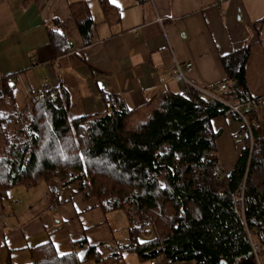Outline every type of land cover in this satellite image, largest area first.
<instances>
[{"label":"crops","instance_id":"obj_1","mask_svg":"<svg viewBox=\"0 0 264 264\" xmlns=\"http://www.w3.org/2000/svg\"><path fill=\"white\" fill-rule=\"evenodd\" d=\"M218 1L0 0V92L8 77L20 104L44 86L62 87L71 120L94 117L112 103L135 109L161 93L187 97L186 86L170 74L178 62L191 64L190 81L219 95L226 83L225 96L237 99L223 58L249 47L248 95H264V0ZM105 3L113 9L109 17ZM78 4L88 6L94 21L89 43L72 8ZM50 32L66 37V54L57 56ZM254 118L264 122V106ZM212 127L221 133L214 154L227 177L246 145L242 123L228 115L213 119ZM48 243L60 256L74 253L79 264H151L125 250L126 214L105 213L93 194L85 197L72 186L52 197L45 183L11 189L0 200V264H29L32 249Z\"/></svg>","mask_w":264,"mask_h":264},{"label":"trees","instance_id":"obj_2","mask_svg":"<svg viewBox=\"0 0 264 264\" xmlns=\"http://www.w3.org/2000/svg\"><path fill=\"white\" fill-rule=\"evenodd\" d=\"M72 8L89 43L90 10L86 4ZM103 10L112 15L108 4ZM50 39L57 56L69 51L62 33L50 32ZM249 56L244 47L223 58L226 82L241 99L250 98ZM2 86L0 200L20 186L45 183L52 197L76 186L85 197H97L105 213L126 214L130 244L125 250L143 262L161 257L167 264H255L248 231L264 250V122L252 153L244 136L232 173L217 178L209 157L221 133L212 120L236 117L219 101L195 103L193 97L161 93L135 109L112 103L104 114L71 120L62 87L53 96L44 86L31 105L18 102L11 77ZM141 229L152 230L154 238L141 240ZM31 254L29 264H79L74 253L60 256L50 243Z\"/></svg>","mask_w":264,"mask_h":264},{"label":"built area","instance_id":"obj_3","mask_svg":"<svg viewBox=\"0 0 264 264\" xmlns=\"http://www.w3.org/2000/svg\"><path fill=\"white\" fill-rule=\"evenodd\" d=\"M224 0H219L218 5L221 4ZM157 23L163 26L164 19L158 17ZM191 64L182 65L178 62H175L170 70V74L172 77L178 81L183 83L187 88V97H193L195 103H199L201 101H219L225 106H227L233 115L237 117L242 123L243 127V133L244 136L248 139L250 154L252 153L253 146H254V140L256 134H259L263 128V124L259 121H256L254 118V113L257 109H259L261 106H264V95L261 96H254L250 97L248 99H230L229 97L225 96V94L228 92L230 93L229 86L224 83L218 86L217 91L221 94H217L216 91L212 89H206L201 86H198L194 82L190 81V79L187 77V72L190 71ZM51 94L54 96L55 92L52 90H49ZM42 89H39L37 92H35L29 99V103L31 105H35L41 97ZM231 94L238 95V89L233 88L231 90ZM205 158V156L203 157ZM210 161H213L214 166L212 168L213 174L217 178L226 177L222 165L219 163L217 155H212L209 157ZM240 201H243V198H239ZM51 206V208H53ZM140 233L144 235L146 231L144 229L140 230ZM253 232L248 231V238L251 244V250L254 255L255 264H264V250L263 247L253 239L252 237ZM161 257L156 258L152 261H150L151 264H162Z\"/></svg>","mask_w":264,"mask_h":264},{"label":"rangeland","instance_id":"obj_4","mask_svg":"<svg viewBox=\"0 0 264 264\" xmlns=\"http://www.w3.org/2000/svg\"><path fill=\"white\" fill-rule=\"evenodd\" d=\"M203 102H205V101H203ZM208 102V101H207ZM10 128H11V126H10ZM61 169V168H60ZM99 169H101V167H99ZM57 184L61 187L62 185H63V182L60 180V179H58L57 181ZM42 184V183H41ZM154 233H153V231L152 230H147L146 231V234H144L140 239L141 240H143V241H146V240H150V239H153L154 238ZM161 262H162V264H167L166 263V261L164 260V258H162L161 259ZM146 263V262H145Z\"/></svg>","mask_w":264,"mask_h":264},{"label":"bare ground","instance_id":"obj_5","mask_svg":"<svg viewBox=\"0 0 264 264\" xmlns=\"http://www.w3.org/2000/svg\"><path fill=\"white\" fill-rule=\"evenodd\" d=\"M251 256H252L253 261H254V263H255V259H254V255H253V253H252V250H251Z\"/></svg>","mask_w":264,"mask_h":264},{"label":"water","instance_id":"obj_6","mask_svg":"<svg viewBox=\"0 0 264 264\" xmlns=\"http://www.w3.org/2000/svg\"><path fill=\"white\" fill-rule=\"evenodd\" d=\"M155 254V253H152V255Z\"/></svg>","mask_w":264,"mask_h":264}]
</instances>
